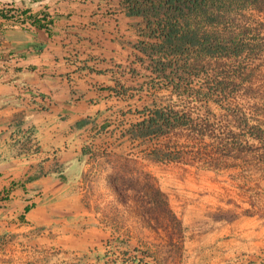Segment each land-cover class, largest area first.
<instances>
[{"label": "crops", "instance_id": "0c3cea01", "mask_svg": "<svg viewBox=\"0 0 264 264\" xmlns=\"http://www.w3.org/2000/svg\"><path fill=\"white\" fill-rule=\"evenodd\" d=\"M0 11L9 17L0 18V264L140 257L137 238L95 207L94 154L160 146L168 137L131 141L127 132L147 108L170 106L164 99L196 98L160 88L138 59L139 36L121 0H0ZM18 15L51 21V30ZM148 153L137 155L156 171L173 211L185 224L202 213V201L180 205L205 199L186 189L181 164Z\"/></svg>", "mask_w": 264, "mask_h": 264}, {"label": "rangeland", "instance_id": "374dc122", "mask_svg": "<svg viewBox=\"0 0 264 264\" xmlns=\"http://www.w3.org/2000/svg\"><path fill=\"white\" fill-rule=\"evenodd\" d=\"M226 19L227 31L222 28V32L240 36L247 54L208 61L196 78V88L212 95L208 101L163 100L164 105L188 112L204 133L180 129L161 144L171 143L178 153L186 189L194 187L205 198L183 201L179 197L182 206L201 201L204 205L202 213L189 214L186 224L175 213L186 230L182 264H264V151L251 136L252 127L264 129V12L234 10ZM143 150L99 148L95 152L89 175L95 207L119 230L137 238L138 245L176 241L177 236L158 229L157 214L150 213L153 207L120 186L117 169L124 157L137 160L138 167L156 177L161 188L156 171L137 155ZM116 186L124 198L117 197Z\"/></svg>", "mask_w": 264, "mask_h": 264}, {"label": "trees", "instance_id": "16d2710c", "mask_svg": "<svg viewBox=\"0 0 264 264\" xmlns=\"http://www.w3.org/2000/svg\"><path fill=\"white\" fill-rule=\"evenodd\" d=\"M121 6L126 16L134 21L133 27L139 36L135 45L141 54L138 59L149 64L160 88L171 90L180 97L194 96L201 101H208L212 95L192 84L208 67V61L238 58L247 50L240 36L222 32V28L227 31V15L247 8L264 12V0H121ZM0 18L9 17L0 11ZM29 19L31 21L18 15L22 23L30 22L51 30V21ZM143 116V120L133 124L127 132L131 141L150 143L180 129L204 135L188 112L170 106L147 108ZM251 130V136L260 142L264 151V129L254 126ZM170 144L149 148L148 158L155 162L178 161L179 155ZM90 152L85 151L86 154ZM120 159L121 166L117 169L120 186L124 191L135 192L134 198L153 207L150 213L157 214L158 229L177 236L176 241L139 245L140 257L155 264H166L167 261L182 264L186 230L183 221L172 210L168 195L161 190L156 177L138 167L137 160ZM114 189L119 199L124 198L123 190L117 186Z\"/></svg>", "mask_w": 264, "mask_h": 264}, {"label": "built area", "instance_id": "2783aa9c", "mask_svg": "<svg viewBox=\"0 0 264 264\" xmlns=\"http://www.w3.org/2000/svg\"><path fill=\"white\" fill-rule=\"evenodd\" d=\"M141 260H142L141 257H134L128 260L125 264H135V263L141 262Z\"/></svg>", "mask_w": 264, "mask_h": 264}]
</instances>
